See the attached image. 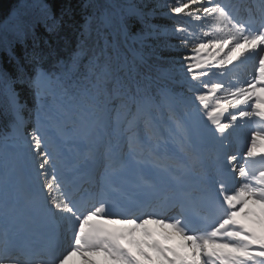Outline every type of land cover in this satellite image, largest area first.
I'll use <instances>...</instances> for the list:
<instances>
[{
    "label": "snow or ice",
    "instance_id": "snow-or-ice-1",
    "mask_svg": "<svg viewBox=\"0 0 264 264\" xmlns=\"http://www.w3.org/2000/svg\"><path fill=\"white\" fill-rule=\"evenodd\" d=\"M166 6L177 19V24L182 17L196 21L211 19L224 26L219 31L227 29V33L208 42L202 40L203 37H210V32L196 37L184 26L162 33L149 20L155 9L145 13L134 5L128 7L126 15L120 16L121 30L129 36L135 21L141 28L131 35L133 40L171 34L185 46L194 43L191 49L193 55L184 57L186 61H194L186 66L190 80H185L188 91L193 93L191 106L194 113L203 109L207 120L214 126L213 131L205 124L204 131L223 149L229 130L234 123H239L237 115L231 112L228 113L231 121L222 122L221 117L228 119L224 113L229 107L235 109L241 119L258 117L264 121V108L258 107L264 105V95H255L257 82L261 93H264V0H260L257 13L249 10L247 19L239 15L234 5L221 3L220 0H173ZM51 19L53 23L48 30L55 32L61 20ZM82 27L83 37L87 28ZM225 47L227 52H224ZM81 51L78 49L73 54L72 65L78 66ZM222 52L223 56L220 55ZM44 55L38 46L31 53H25V63L31 65V72L19 61L15 66V76L0 69V84L4 86V112L12 117L13 132L24 128L26 111L35 112V126L30 132L23 133V144L37 180H43L34 198L37 209L58 220L71 232L69 248L52 255L50 264H69L70 258L76 255L81 257L83 264H264V154L257 156L254 151L256 137L264 138V132L253 133L243 164L239 163L237 155L225 151L222 159L221 154H217L212 165L216 168V175L210 178L209 189L214 211L211 215H203L198 206H193L194 215L202 218L200 227L193 226L194 217L185 214L182 202L181 212L168 216L166 210L169 206L176 207L177 201L167 196L163 200L141 199V195L147 196L149 190H155V185L148 180L136 186L135 198L126 197L128 204L118 203L109 192L102 190L95 203L85 206L73 199L68 190L71 182L62 171L65 150L71 151L77 141L88 140L98 129L112 123L117 130L124 125V131L130 133V148L139 144L137 129L141 122L145 135L152 140L155 133L149 108L153 98L134 76L122 77L119 69H110L107 64L101 68L97 56L87 65L89 75L84 78L87 85L79 88L77 95L70 98L75 102L69 107L58 106L53 115L46 99L52 95L53 84H60L61 81L59 76L54 79L53 73L43 69L41 62ZM245 60L258 61L256 74L252 81L247 82L246 88L233 85L226 88L221 82L205 79L214 69H225L233 61L243 63ZM97 68H100L99 72ZM90 76H95V79H90ZM16 85L31 91L35 100L34 109H28L27 104L21 102ZM160 91L164 95L170 94L167 88ZM217 92L226 93L223 103L215 95ZM254 95L256 103H251ZM209 96L216 100L215 107L210 111ZM196 102H199V108ZM238 105L242 107L238 108ZM133 159L141 162L135 154ZM193 159L196 157L193 156ZM157 166L168 171L165 165L159 163V158ZM180 167L186 168L183 164ZM75 168L76 165H73L68 171ZM113 191L119 189L113 188ZM188 195L191 196L190 193ZM112 207H119L120 211L113 213L110 211ZM177 235L181 238L179 243H166ZM36 256L39 258L40 253L37 252ZM0 264L27 262L13 256L5 241L0 246ZM40 264L48 262L41 260Z\"/></svg>",
    "mask_w": 264,
    "mask_h": 264
},
{
    "label": "trees",
    "instance_id": "trees-1",
    "mask_svg": "<svg viewBox=\"0 0 264 264\" xmlns=\"http://www.w3.org/2000/svg\"><path fill=\"white\" fill-rule=\"evenodd\" d=\"M19 1L0 0V24L13 9L19 11L15 18L0 27V69L15 76L17 61L28 69L25 53H31L38 46V50L45 54L42 65L59 72L70 98L77 95L79 88L87 85L84 79L89 75L87 65L97 56L101 68L107 64L110 69H119L122 77L134 76L149 95H153L155 86L174 89L179 82L168 70H185L188 64L184 59L187 54L183 49L188 48L190 43L185 46L171 34L133 40L131 35L137 33L141 25L134 21L129 36L123 35L120 27V16L126 15L129 6L136 5L145 13H151L153 9L158 12L149 17V20L162 33L177 26H184L191 32L185 17L179 18L180 23L177 24V19L161 14L168 10L166 5L173 0H110L111 4L108 0H27L23 4ZM50 17L61 20L55 32L48 30V26L53 23ZM82 26L87 28L83 37ZM129 48L137 57L131 54ZM78 49H82L81 58L78 66H74L71 58ZM96 71L99 72L100 68ZM178 78L184 76L178 75ZM90 79L94 80L95 76H90ZM19 86L16 85L17 91L21 87ZM21 96H25L24 92H20ZM26 98L28 99L27 96ZM4 105V86L0 84V136L8 132L12 125V117L5 114Z\"/></svg>",
    "mask_w": 264,
    "mask_h": 264
},
{
    "label": "rangeland",
    "instance_id": "rangeland-1",
    "mask_svg": "<svg viewBox=\"0 0 264 264\" xmlns=\"http://www.w3.org/2000/svg\"><path fill=\"white\" fill-rule=\"evenodd\" d=\"M25 1H27V0H20V2H22V3ZM166 11L168 14H170L171 18L174 19L172 14L170 13L169 9ZM14 16H15V12H12L9 16V19L13 18ZM191 23H192V27L195 30L194 36L196 35V37H203L204 32H210L212 34L210 37H203L202 42H208L209 39L215 40L217 37H220L218 35V33H216V30L223 27V25H217L216 21L211 20V19L201 20V21L191 20ZM170 32H171V30L167 31V33H170ZM193 46H194V43H193ZM191 49H190V51H191ZM201 55L203 56L206 54H201ZM220 55L222 56L223 52ZM192 62H194V61H192ZM217 71H218V69H214L213 72H211L209 74V76L205 77V79L210 81V82H215L214 77H215V72H217ZM54 79H55V77H54ZM235 84H236L235 82L228 83L226 88L229 87L230 85L237 87ZM54 86H55V83L53 84V87ZM53 87H52V95L47 97L46 104L51 109L53 115H55V113L57 112L58 106L69 107L70 105L63 103L65 101H63L62 98H60L56 95L55 89H53ZM204 90H206V89H204ZM216 95H219L220 97L225 98L226 93L225 92H217ZM58 98H59V100H58ZM228 98L231 99V97H228ZM55 100H58V102H55ZM183 106H190V108L186 109V112L189 111L190 114H192L191 115L192 117H196L199 115L198 114L199 112L198 113L193 112V109L191 106V101H185L181 98L171 96V95H165V96H163V99L161 101H158L156 103L153 102L152 106L149 108V112L152 116L153 123L159 122L162 125L170 127V125H168V123L164 122L165 117L167 116V120H170L173 116V114L170 113V111L173 108H175V113L177 114L178 110H176V109L183 107ZM237 107L240 108V107H242V105H238ZM197 108H198V106H197ZM233 110H234L233 114H236L238 119L241 120V118H239V116H238V112L235 109H233ZM33 118L35 119V113L32 116V119H31L32 121H33ZM34 126H35V121L31 125V127L29 126V129L26 131V133L30 132ZM183 127H184V123L182 121H180L174 130H176V132H178V129H183ZM122 130H123L122 125H121L120 129L117 130L114 123H112L108 127H106L107 133L116 134V133L121 132ZM95 135L96 134H94L88 140H90V142H91L92 139L95 137ZM237 138H239V137H237ZM22 145H23V130H21L20 132H14V133L10 134L6 139H4L0 143V175H3V174H5L7 176L16 175V169H15L16 161H17L18 157L20 158V156L23 153V149L21 148ZM69 264H83V261L79 255H76V256H73L70 258Z\"/></svg>",
    "mask_w": 264,
    "mask_h": 264
},
{
    "label": "bare ground",
    "instance_id": "bare-ground-1",
    "mask_svg": "<svg viewBox=\"0 0 264 264\" xmlns=\"http://www.w3.org/2000/svg\"><path fill=\"white\" fill-rule=\"evenodd\" d=\"M240 15V14H239ZM222 28V27H221ZM217 32V31H216ZM215 33V32H214ZM226 33H227V29H225L224 31H219L218 32V35L220 36H225L226 35ZM226 49H227V47H226ZM228 51V50H227ZM226 50H225V52H227ZM224 54V53H223ZM235 63H240L239 61H233V63L232 64H229L228 65V67H230V66H232L233 64H235ZM245 65H247V70H249V71H253L255 74H256V69H257V67H258V61H256V60H245L243 63H241L240 65H239V68L240 69H242L243 67H245ZM227 67V68H228ZM254 74V75H255ZM254 77V76H253ZM253 80V78L250 80V81H252ZM249 82V81H248ZM242 87H247V82L242 86ZM258 93H261V91H260V85H259V82H257V87H256V89H255V95H257ZM254 95V96H255ZM251 103H256V101L254 100V97H253V100L251 101ZM258 107H259V105H258ZM251 110V109H250ZM197 122H195V123H192V122H187L186 123V132H188V133H198V132H200L199 130H198V127H199V125L198 124H196ZM248 124H249V126L250 127H252L253 125H254V119L253 118H250L249 119V122H248ZM250 138L251 139H249V144H250V146H251V141H252V137L250 136ZM147 141H149L148 139H147ZM264 146V138H260V141H259V143H257L256 142V147H258V146ZM255 147V148H256ZM17 185H18V182H14L13 181V177H10L9 179H7L6 181H4V182H2V183H0V190H4V189H6V192H4L3 191V195H4V199H3V207H7L12 201H14V199H16V197L19 195V193L18 194H16V192L18 191V187H17ZM8 195V196H7ZM7 196V197H6ZM258 207L259 206H257V209H258Z\"/></svg>",
    "mask_w": 264,
    "mask_h": 264
}]
</instances>
